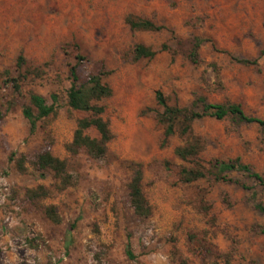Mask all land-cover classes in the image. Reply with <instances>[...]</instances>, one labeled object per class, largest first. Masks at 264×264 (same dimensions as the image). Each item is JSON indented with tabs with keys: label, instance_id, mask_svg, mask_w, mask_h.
Here are the masks:
<instances>
[{
	"label": "rangeland",
	"instance_id": "obj_1",
	"mask_svg": "<svg viewBox=\"0 0 264 264\" xmlns=\"http://www.w3.org/2000/svg\"><path fill=\"white\" fill-rule=\"evenodd\" d=\"M127 15L165 29L132 31ZM194 37L206 41L198 65L187 58ZM162 44L168 50L133 61L136 45ZM261 49L264 0H0V73L9 70L21 82L20 93L13 94L0 74V264H226L216 253H230L229 264H264V187L235 172L229 177L250 190L213 182L209 175L180 182L187 164L173 150L182 142L174 135L163 143V108L155 97L160 92L167 105L188 107L200 96L237 104L246 115L264 119V56L257 67L231 58L252 59ZM19 54L26 59L21 71L15 68ZM77 54L88 59L78 73L101 66L112 90L98 103L114 136L99 159L85 151L70 157L63 148L87 114L62 103L56 118L39 121L31 135L21 115L28 92L48 104L50 94L64 96L68 65ZM25 72L33 73L24 79ZM192 128L205 142L202 163L239 158L264 177L260 127L206 117ZM88 134L98 137L94 129ZM48 140L52 154L67 161L73 185L64 191L55 189L51 172L19 174L8 162L11 152L31 156ZM136 163L152 209L147 220L138 219L128 203L126 187ZM38 185L49 190L42 204L57 208L59 224L15 197L17 189ZM127 241L133 261L125 254Z\"/></svg>",
	"mask_w": 264,
	"mask_h": 264
},
{
	"label": "trees",
	"instance_id": "obj_2",
	"mask_svg": "<svg viewBox=\"0 0 264 264\" xmlns=\"http://www.w3.org/2000/svg\"><path fill=\"white\" fill-rule=\"evenodd\" d=\"M125 23L132 31H161L165 27L156 25L151 20L142 19L133 15L125 17ZM206 41L199 37H194L189 50L187 52L188 60L198 65L201 63L199 57V49ZM168 50L166 44H162L160 48L153 49L143 45H136L132 52L133 61L140 59H152L159 52ZM264 56V49L259 51L258 57L247 59L231 57L234 62L243 66H258L259 57ZM74 64L68 65L69 86L66 88L64 96L59 97L58 94L49 95L50 104L44 97L34 92L27 93V102L21 105V115L27 121L29 126V134H33L37 129L39 121L56 118L62 107V103L70 111L81 112L87 116L79 118L76 121L75 128L72 133L71 140L63 145L64 151L70 156L75 157L81 151H85L89 156L95 159L102 158L107 149L108 143L113 139L109 122L103 118L104 108L98 103L112 96L111 88L103 82V77L107 75L103 67H99L96 71H86L83 75L78 73V68L84 66L88 62L82 55H75ZM26 65V59L19 54L15 61V68L22 70ZM211 67L214 71L218 68L215 64ZM40 71L38 68L34 72ZM33 72H25L21 76L26 79ZM40 73V72H38ZM4 77V83L10 85L13 94H19L21 91V82L18 78H12L9 70H3L0 73ZM19 76V77H21ZM156 102L163 108L159 120L164 125L163 143L165 144L169 138L177 135L181 139V145L173 150L174 156L186 163L187 166L181 167L179 171V181L184 184H190L200 179H204L209 175L213 182L216 183H232L244 190H250L246 184L239 179L229 177L230 173H240L248 179H252L257 185L264 187V177L253 171L248 165L241 162L239 158L231 160H220L211 158L207 162L202 163L200 154L205 149L204 140L194 134L192 125L195 121L209 117L215 120H223L231 117L238 123L255 124L264 131V119L246 115L241 107L234 103H209L205 98L195 96L192 104L188 107L169 106L162 97L160 92H156ZM3 119V113L0 109V122ZM90 129H94L98 135L93 138L88 134ZM52 142L48 140L45 146L31 156L25 154L17 155L11 152L8 155V162L14 166L19 174H26L30 170L40 173L49 171L52 173L56 181L55 189L64 191L73 185L72 178L67 172L66 159H59L51 152ZM143 172L140 163L134 164L133 173L127 184V197L133 214L140 220H147L151 216V206L146 199L142 190ZM16 196L22 202L32 208L42 211L44 216L53 224H59L61 217L57 212V208L52 205H44L42 201L48 197L49 190L38 185L34 188H19L15 192ZM255 197V195H253ZM205 212L209 207L203 205ZM255 209L259 212L263 211L261 204L256 203ZM260 233H264V228L260 229ZM125 254L131 261L135 260L130 244L127 241ZM216 257L222 258L226 264L231 261V254H215ZM180 264H186L185 261L179 260Z\"/></svg>",
	"mask_w": 264,
	"mask_h": 264
}]
</instances>
